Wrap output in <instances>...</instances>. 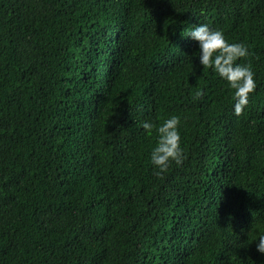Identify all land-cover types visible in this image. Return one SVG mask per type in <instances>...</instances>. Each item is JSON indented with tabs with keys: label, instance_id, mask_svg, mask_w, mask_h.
<instances>
[{
	"label": "trees",
	"instance_id": "16d2710c",
	"mask_svg": "<svg viewBox=\"0 0 264 264\" xmlns=\"http://www.w3.org/2000/svg\"><path fill=\"white\" fill-rule=\"evenodd\" d=\"M243 42L241 115L183 33ZM186 158L154 174L155 128ZM264 0H0V264H264Z\"/></svg>",
	"mask_w": 264,
	"mask_h": 264
},
{
	"label": "clouds",
	"instance_id": "9594fccd",
	"mask_svg": "<svg viewBox=\"0 0 264 264\" xmlns=\"http://www.w3.org/2000/svg\"><path fill=\"white\" fill-rule=\"evenodd\" d=\"M183 34L198 42L200 64L211 68L235 89L233 113L236 116L241 115L249 103V94L256 88L251 67L237 62L249 54L247 45L239 41L229 42L222 30L212 28L206 23L191 27ZM179 125L178 115H170L159 125L147 120L141 122L140 126L144 130L151 131L155 128L157 133L156 145L150 153V161L155 166L153 171L157 176L166 172L172 162L181 165L186 158ZM253 241H257V251L264 254V233H259L258 238Z\"/></svg>",
	"mask_w": 264,
	"mask_h": 264
}]
</instances>
